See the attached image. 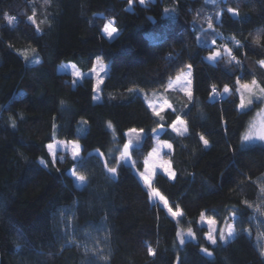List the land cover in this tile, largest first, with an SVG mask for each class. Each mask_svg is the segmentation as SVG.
Listing matches in <instances>:
<instances>
[{
	"label": "trees",
	"instance_id": "16d2710c",
	"mask_svg": "<svg viewBox=\"0 0 264 264\" xmlns=\"http://www.w3.org/2000/svg\"><path fill=\"white\" fill-rule=\"evenodd\" d=\"M33 9L35 25L28 20ZM5 13L16 21L8 24ZM209 17L214 30L204 37ZM111 19L119 31L107 39L101 29ZM233 36L244 47L237 49ZM212 40L232 48L240 65L227 57L205 59ZM97 57L108 69L100 102L93 101L91 77L74 84L70 74L53 68L71 61L89 69ZM261 59L264 0H133L131 6L128 0H0V264H264V239L258 241L264 232V143L242 146L253 110H239L234 91L240 76L264 85V68L256 63ZM188 64L194 102L185 108L183 93L164 88ZM212 84L221 92L214 100ZM224 84L232 94H223ZM157 91L153 100L168 99L176 110L163 121L138 94ZM176 115L188 121L184 136L169 127ZM80 121H86L83 135ZM160 123L159 138L173 145L165 156L175 177L157 172L153 188L183 213L176 220L151 201L133 172L143 169L152 129ZM130 128H143L145 138L133 149L131 165L118 164L117 150L134 139L125 136ZM53 136L79 143L80 166L62 150L57 157L64 159L51 162L46 145ZM104 159L117 168L114 176ZM74 167L88 177L85 186L75 185ZM233 211L234 237L210 244L201 213L223 228ZM188 228L195 238L179 245L178 229Z\"/></svg>",
	"mask_w": 264,
	"mask_h": 264
},
{
	"label": "snow or ice",
	"instance_id": "6c2138e0",
	"mask_svg": "<svg viewBox=\"0 0 264 264\" xmlns=\"http://www.w3.org/2000/svg\"><path fill=\"white\" fill-rule=\"evenodd\" d=\"M46 3H49L50 0H45ZM133 0H128L129 5L131 6ZM146 0H139V3L141 5H144ZM206 3H213L214 5L217 4L218 0H205ZM165 13H169V9L164 10ZM227 12L232 14V16H239V12L237 9L234 8H228ZM219 13L217 14V18H219ZM4 19L8 22V24H13L16 21V17L8 15L7 13L4 14ZM28 20L32 22V24H36L35 20V10L33 9V15L28 17ZM115 20L111 19L108 20L107 23H105L102 31L104 34L107 35L109 39L114 38V34H118V29L114 26ZM37 31H39V26L37 25ZM208 30H214L213 28V21L212 18L209 17L207 20V30L201 29L202 35L206 37L209 33ZM217 35H219L217 33ZM232 42L234 46L239 49L241 47H244L243 44L239 40H236V38L233 36ZM198 42H202V37H197ZM257 44H260V39L257 37L256 41ZM212 47L209 49V54L205 58L209 62H218L219 60L225 59L227 57L228 62L232 63L233 61L240 65V61L237 59V56L234 54L233 49L230 48L227 44H224L222 46H217L216 41L212 40L211 42ZM35 51V49H33ZM34 63H39V60H35ZM97 63L99 64V71H97V67L94 65L91 69L92 73H94L97 77L96 85L93 88L94 92H99L101 90V85L104 83V79L101 76V73H104L106 71L105 66L100 61V58L97 57ZM260 68H264V59L258 60L256 62ZM187 71L180 70L174 77H170L164 91H176L183 93V96L186 98L187 103L184 105L185 108L188 107V105L192 104L194 102V93H193V79H192V65L188 64L185 66ZM71 68L74 70L72 72V75L80 79L83 77V73H81L79 70H76V65L72 64ZM244 79L243 76L237 77L236 84L234 86L235 94L238 95L239 98V104L237 107L240 110H251V106L254 103L253 97H255L257 100L264 98V85H261L255 78L251 79L250 82H241ZM73 83H76V80L73 81ZM257 91L259 95H257ZM223 94H232L233 89L229 87L228 84L223 85L222 89ZM221 95V92L218 91L217 85L212 84L210 87L209 92V98L215 99L217 96ZM93 99H99V96H94ZM145 101L147 102L148 109L151 110V113L153 116L158 117L160 121H163L165 119V113L171 112L175 113V108L173 105L168 101V99H163V101L159 104L153 103L148 101L147 96H145ZM257 116H260L261 119L259 123L253 122L249 125V130L242 136L241 143L242 146H245L249 143H253L255 141H264V109H261ZM86 123V121H85ZM12 126L15 127V121L13 120ZM111 127V123L108 125ZM55 128V125L53 126ZM158 127L163 129V124H158ZM171 128V131L176 133L178 136H184L189 132L188 127V121L186 119H183L181 115H176L175 119L171 121V124L169 125ZM157 129L153 128L152 133H156ZM125 136H134V139H128L127 142L123 144L122 149H118L119 156L113 157L114 160L117 161L119 164L121 161L128 163L131 161V155L132 151L135 148L136 150H139V143L141 139L145 138V130L143 128L137 129V128H130L127 133H125ZM151 138V137H148ZM200 141L203 142L205 147L209 146L208 139L205 138L204 135H200ZM53 143H49L46 145L49 154L52 157L51 162L53 164L58 162L59 160H63L64 157H57V149H64L66 151H70L71 157L74 161L77 162V166H80L82 163V158L80 156V145L77 141H56L55 137L53 136ZM155 146L152 147V150L148 153V156L144 159V170L143 172H140L139 175L143 179L144 183L151 188L152 186V180L154 175L156 174L157 168H162L165 173H167L170 177L174 178L175 173L171 171V162L166 161L162 159L161 153L163 149L169 150V153L173 149V145L169 143L168 141H162L159 139V136H155ZM98 155L103 159L104 154L102 152H99L97 150ZM168 154V153H165ZM41 164H45V161L42 159L40 161ZM134 163V162H133ZM104 167L106 171L113 176L117 172V168L113 166H109L108 161L104 159ZM71 174L75 177V180L81 185L85 186L88 181V177L86 175L78 174L76 167L73 168L71 171ZM261 193L264 194V186L260 189ZM152 196L159 197L161 201L164 202V206L168 208L169 213L174 217H180L183 215V213L179 210L173 211L171 207H168L167 200L159 193L158 190L152 189ZM244 203L248 207H252L251 204H248L247 201H244ZM257 211H260L259 206L256 208ZM232 223H226L225 227L223 228H217L214 227L217 224V221L211 217H208L206 220V223L209 226L208 232L205 234L206 240L212 244H217L218 239L220 241H226L232 237H234L236 229H235V222H236V213L235 211L232 212ZM201 222H205V214L201 213ZM245 231H249L248 229H245ZM177 237L179 238V241L181 244L185 243V234H182L181 231H177ZM249 235H251L249 231ZM186 236L188 238H195V234L192 230V228H188L186 232ZM264 239V232L258 233V241ZM202 252L206 253L207 255L211 256L212 252L209 251L208 248H202ZM147 252L149 255L154 256L155 255V249L151 246H147ZM261 255L264 256V247L261 249ZM106 259V257H105Z\"/></svg>",
	"mask_w": 264,
	"mask_h": 264
},
{
	"label": "rangeland",
	"instance_id": "374dc122",
	"mask_svg": "<svg viewBox=\"0 0 264 264\" xmlns=\"http://www.w3.org/2000/svg\"><path fill=\"white\" fill-rule=\"evenodd\" d=\"M105 23H107V21H106ZM104 25H105V24H104ZM103 27H104V26H103ZM102 29H103V28H102ZM102 29H101L102 34H103L107 39H109V38L107 37V35L103 33ZM116 35H117V34H114V37H115ZM207 56H208V55H207ZM207 56H206V57H207ZM100 61L103 63V65L105 66V69H106V71H105L104 73H101V76L103 77V79H105V77H106L107 74H108L107 65H106V63L103 62L102 60H100ZM72 64H75V65H76V70H79L81 73H83V77H82V78L77 79V78H75V77L72 75V72L74 71V70L71 68V65H72ZM94 65L97 67V71H99V64L97 63V59H95V60L93 61L92 66H91L89 69H83V68H81L78 64H76V63H74V62H71V61L57 63V64L54 65L53 68H54V70H55L56 72H58V73H67V74H70V75L73 77V81L76 80V82H80V81H82L83 78H85V77H91V78L93 79V88H94V86L96 85V80H97L96 75H95L94 73H92V71H91V69L93 68ZM182 70L187 71L186 67H185L184 69H182ZM178 72H179V71H178ZM100 87H102V85H101ZM156 93H158V91H157V92H138L140 98H142V101H145V96H147L148 101L159 104V103L162 102L161 100H158V101L153 100V97L156 95ZM138 94H137V95H138ZM257 95H259L258 91H257ZM94 96H99V99H93V101H94V102H100V101L102 100L101 90H100L99 92H94V91H93V97H94ZM253 100H254V103H253V105L251 106V109L253 110V113H252V115H251V118H250V120H249V122H248V124H247V128H246L245 132L243 133V135L249 130V125H250V124H252L253 122H256L257 124L259 123L261 117H260V116H257V113H258L261 109H264V98L257 100L255 97H253ZM145 106H146V108L148 109V107H147V102H146V101H145ZM239 110H240V109H239ZM149 111L151 112L150 109H149ZM86 127H87V126H86L85 121H80L79 124H78V126H77V132H78L80 135H83V134L85 133ZM170 129H171V128H170ZM162 131H163V129L158 128V129H157V132H156V133H153V141H154V142H153V146H155V143H156L155 136L158 135V136L160 137V134H161ZM159 139H160V138H159ZM160 140H162V139H160ZM56 141H57V140H56ZM162 141H164V140H162ZM140 142H141V141H140ZM51 143H53V142H51ZM255 143H264V141H255V142H253V143H249V144H255ZM153 146H152V147H153ZM57 150L66 151V150H64V149H60V148H58ZM151 150H152V148H151ZM151 150H150V151H151ZM150 151H149V152H150ZM69 152H70V151H69ZM167 152H169V150H167V149H163V150H162V153H161V156H162V159H163V160L169 161L168 157L165 156V153H167ZM147 156H148V154L145 156V158H146ZM145 158H144V159H145ZM143 162H144V160H143ZM128 164L131 165V161L128 162ZM143 170H144V163H143V169H142L141 171L135 170V169L133 168V172H134V174L136 175V177L138 178V180L141 182V184H142V186L144 187V189L148 192L151 201H152V202H157L161 207H163V208L165 209L167 215H168L171 219L176 220L178 217L174 218V217L169 213L168 208L164 206V202L161 201V200L159 199V197L152 196V189H154V188H153V180H152V186H151V188H149V187L144 183V181H143V179L141 178V176L139 175V173H140V172H143ZM171 171L174 172V171L172 170V168H171ZM157 172H161V173L165 174V175L168 176V178L171 179V180L174 179V178L170 177L167 173H165V172L163 171L162 168H157V169H156V173H157ZM154 176H155V175H154ZM153 179H154V177H153ZM73 180H74V183H75V185H76L77 187H81V185L75 180V177H74V176H73ZM168 207H169V206H168ZM173 211H177V210H173ZM231 217H232V216H231ZM206 220H207V218H205V222L202 223V222H201V217H200V219H199V223H200L201 225H205V226L208 228V230H209V226H208V224L206 223ZM232 222H233V221H231V223H232ZM214 227H216V225H215ZM178 231H181L182 234H185V239H189V238L186 236V232H185V231H182L181 229H178ZM232 238H233V237H232ZM230 239H231V238H230ZM176 240L179 242V245H181V243H180V241H179V238H178L177 236H176Z\"/></svg>",
	"mask_w": 264,
	"mask_h": 264
},
{
	"label": "built area",
	"instance_id": "2783aa9c",
	"mask_svg": "<svg viewBox=\"0 0 264 264\" xmlns=\"http://www.w3.org/2000/svg\"><path fill=\"white\" fill-rule=\"evenodd\" d=\"M220 96V95H219ZM218 97V96H217Z\"/></svg>",
	"mask_w": 264,
	"mask_h": 264
}]
</instances>
